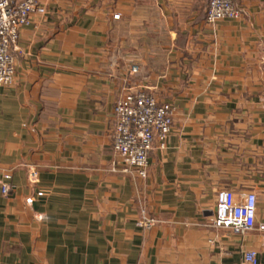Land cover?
<instances>
[{"label": "crops", "instance_id": "obj_1", "mask_svg": "<svg viewBox=\"0 0 264 264\" xmlns=\"http://www.w3.org/2000/svg\"><path fill=\"white\" fill-rule=\"evenodd\" d=\"M207 1L40 0L0 88V264H264V232L213 225L222 190L264 224V0L215 25ZM138 90L175 109L145 179L112 138Z\"/></svg>", "mask_w": 264, "mask_h": 264}, {"label": "built area", "instance_id": "obj_2", "mask_svg": "<svg viewBox=\"0 0 264 264\" xmlns=\"http://www.w3.org/2000/svg\"><path fill=\"white\" fill-rule=\"evenodd\" d=\"M46 8L40 0H0V88L11 87L15 79V58L13 50L19 42L20 30L30 25L34 15H45ZM115 17H119L116 15ZM242 10L234 0H208L206 22L215 25L221 20H238ZM139 72L137 66L131 75ZM175 109L167 103H160L146 90L130 92L119 99L115 106L116 123L112 132L113 149L125 166L126 172L147 178L150 155L159 144L164 147L173 129ZM29 176L37 178V171ZM10 183L2 184V194L12 191ZM257 195L247 193L237 201L230 190L217 195L216 213L213 225L243 235L254 230L264 232V224H257ZM154 219L142 217L140 225L151 228ZM245 264H258L257 253L249 251L244 255Z\"/></svg>", "mask_w": 264, "mask_h": 264}]
</instances>
